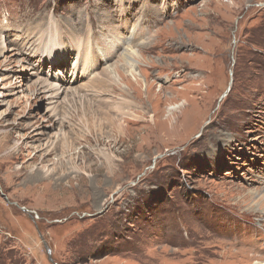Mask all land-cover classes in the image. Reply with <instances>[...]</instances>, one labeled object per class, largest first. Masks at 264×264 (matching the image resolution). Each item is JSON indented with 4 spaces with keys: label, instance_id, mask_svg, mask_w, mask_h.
<instances>
[{
    "label": "rangeland",
    "instance_id": "obj_1",
    "mask_svg": "<svg viewBox=\"0 0 264 264\" xmlns=\"http://www.w3.org/2000/svg\"><path fill=\"white\" fill-rule=\"evenodd\" d=\"M120 3L148 9L131 45L151 89L107 91L121 113L71 94L61 125L33 82L75 37L124 35ZM52 24L47 51L0 56V264H264V0H0L6 44Z\"/></svg>",
    "mask_w": 264,
    "mask_h": 264
},
{
    "label": "bare ground",
    "instance_id": "obj_2",
    "mask_svg": "<svg viewBox=\"0 0 264 264\" xmlns=\"http://www.w3.org/2000/svg\"><path fill=\"white\" fill-rule=\"evenodd\" d=\"M117 9L119 10V14L121 16V29L127 30L124 35L120 34L116 31L117 39L112 42H107L103 45L102 48L96 47L90 44V41L86 37H75L74 39V47L76 49V55L74 56V61L72 63L71 68H51L48 72H44L43 76H37L33 82L35 88L43 95L46 104V112L50 117H53L57 120L61 125L65 123V117L61 114L62 104L68 100L67 97L72 94L75 96L76 94L81 96L92 95L91 100L98 107H101V104L105 105L108 103V109L114 108L116 110L119 109L122 104L129 105L133 101L127 99L126 97H120L118 101H112V98L109 96H103L107 91L112 92L116 87H119L122 92H129V86L124 83L123 79L129 78L133 81H141L143 86H145L146 93L149 92L151 88H149L147 84V80L140 79V64L142 62V54L140 50L134 46H132V42L137 37V34L142 32H137L140 28V25L137 23L140 17H142L146 21V17L148 15L147 7L141 8L140 12L141 16H136L135 22L130 23L128 20L129 15L134 17V13H131L129 10V14H124V3L118 4ZM132 10V8H131ZM167 11V10H166ZM165 11V12H166ZM157 12V11H156ZM138 15V13H137ZM54 28V24L51 25V29L46 30L45 32L37 30L29 33V41L23 40H11V43L6 44L4 40L7 38L0 37V56L3 55L4 51L8 50L10 52H14L12 55H20V51L31 50L33 54H37L43 51H47L50 47L55 46V43L58 40L59 36L56 33ZM27 35V34H26ZM3 36V34H2ZM54 42V43H53ZM142 42V41H141ZM110 44V45H109ZM143 46L148 45V42H142ZM66 48L63 54L67 57L69 48L65 45ZM92 51L97 52L104 62H108L112 57H114L117 53H121L120 62L106 63L105 65H100L97 60V54H92ZM49 53V52H48ZM44 59L54 64L50 59H48L45 55H42ZM122 68V69H120ZM140 68V69H139ZM56 70H61V76L58 77L56 75ZM47 77L48 79H46ZM142 77V76H141ZM77 79H84L83 83L75 87H72V83ZM92 83V89L88 90L86 85ZM128 87H127V86ZM81 89L84 93L78 94L79 92L75 89ZM35 90V89H34ZM37 92V93H39ZM105 103V104H104ZM141 106V105H140ZM180 105H174L170 107L169 114H173L175 109H178ZM122 111V110H121ZM121 113V112H120ZM130 115L134 118H139V116L134 115L133 113H123V115ZM150 119L153 120V114H149ZM67 118V117H66ZM111 119V118H110ZM155 120V119H154ZM88 126V125H87ZM86 134L89 133L88 127H83ZM118 128H121V124L118 125ZM36 135L41 134L40 132L35 133ZM45 135V134H44ZM63 135L65 136V131H60L59 133L53 135H45L43 137H37L35 140L39 141V146L41 148L46 149L47 152L53 150L56 146V141L59 137ZM74 135H76L74 133ZM40 136V135H39ZM75 139H81L80 136H75ZM67 142H64V146H67ZM69 145V144H68ZM65 153V152H64ZM103 155H106L107 159L111 161L112 159L109 157V154L106 152H101ZM61 158V157H60ZM59 157L57 158V160ZM75 172H79L77 168L73 166ZM44 175H49L50 168L47 166L42 167ZM262 227V225H261Z\"/></svg>",
    "mask_w": 264,
    "mask_h": 264
},
{
    "label": "water",
    "instance_id": "obj_3",
    "mask_svg": "<svg viewBox=\"0 0 264 264\" xmlns=\"http://www.w3.org/2000/svg\"><path fill=\"white\" fill-rule=\"evenodd\" d=\"M53 264H55V262L53 261Z\"/></svg>",
    "mask_w": 264,
    "mask_h": 264
}]
</instances>
